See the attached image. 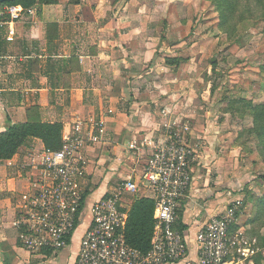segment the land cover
I'll use <instances>...</instances> for the list:
<instances>
[{"label": "crops", "instance_id": "1", "mask_svg": "<svg viewBox=\"0 0 264 264\" xmlns=\"http://www.w3.org/2000/svg\"><path fill=\"white\" fill-rule=\"evenodd\" d=\"M163 2L58 0L56 4L28 10L19 6L24 12L11 24L10 19L0 18V22L7 23L0 27V134L12 126L36 121L60 124L64 134L78 119L113 111L107 118L105 140L85 151L89 167L83 188L88 193L89 206L120 181L111 184L113 178L124 180L133 175L135 163L128 172L121 165L128 164V157L135 160L128 148L132 141L155 138L153 132H147L155 122L153 111L157 108L149 100L156 99L155 103L162 107L157 101L162 92L146 87L151 77L163 76L159 73L161 58L156 56V50H149V44L150 48L158 46L157 34L165 23L164 9L168 12L172 6V1L164 6ZM10 28L15 30L12 42L6 39ZM149 64L152 67L148 71ZM170 97L174 98L172 94ZM190 145L193 146L191 139ZM44 150L41 139L30 137L13 158L0 162V264H76L90 215L63 251L30 253L20 241V231L13 226L37 174L29 167L31 158ZM108 169L107 177L101 180V174ZM196 180L193 166L192 186L180 205L197 193ZM189 205L184 204L183 227L178 225V230L187 241L189 258L195 259L197 233L227 204L221 211L208 210L205 220L191 213ZM241 220L240 230L246 235L252 232L251 225L244 227ZM255 228L261 236L263 231ZM256 249L258 254H264L260 245ZM261 263L264 264V255ZM244 264L257 263L253 257Z\"/></svg>", "mask_w": 264, "mask_h": 264}, {"label": "rangeland", "instance_id": "2", "mask_svg": "<svg viewBox=\"0 0 264 264\" xmlns=\"http://www.w3.org/2000/svg\"><path fill=\"white\" fill-rule=\"evenodd\" d=\"M170 1L171 13L164 9V29L157 34L159 44H149L161 58L163 76L147 81L148 90L162 92L157 99L162 107L149 100L157 108L147 132L157 141L166 122L177 121L189 126L187 137L197 147V193L180 205L178 225L183 227L185 203L205 220L208 210L221 211L242 198L240 218L244 227L251 225L246 239L256 248L264 244V0H239L226 16L216 0H164L163 6ZM127 160L121 165L128 172L135 160ZM88 219L84 217L82 229ZM255 226L263 231L259 237Z\"/></svg>", "mask_w": 264, "mask_h": 264}, {"label": "built area", "instance_id": "3", "mask_svg": "<svg viewBox=\"0 0 264 264\" xmlns=\"http://www.w3.org/2000/svg\"><path fill=\"white\" fill-rule=\"evenodd\" d=\"M23 12L19 6H3L0 18L10 19L11 24ZM5 24L0 22V27ZM14 37L15 30L10 28L6 39L12 42ZM111 114L107 110L76 120L71 131L63 134L60 150L46 149L31 158L29 167L37 174L13 222L28 252L67 249L77 226L90 215L76 264H244L258 254L244 231L232 233L244 206L243 199L236 198L200 229L197 256L189 258L187 241L177 229L178 209L192 186L197 147L190 145L189 126L177 121H167L157 141L133 140L128 147L135 159L133 175L89 206L83 188L89 167L85 151L105 140ZM135 197L155 201L154 237L147 254L126 240L130 199Z\"/></svg>", "mask_w": 264, "mask_h": 264}, {"label": "trees", "instance_id": "4", "mask_svg": "<svg viewBox=\"0 0 264 264\" xmlns=\"http://www.w3.org/2000/svg\"><path fill=\"white\" fill-rule=\"evenodd\" d=\"M57 2L58 0H13L4 3L0 8L3 6H21L24 10H28L36 6L52 5ZM238 2L239 0H216L215 4L218 10L226 16L228 8L230 6L233 7L234 4L236 5ZM261 112H264V109ZM62 133L63 126L60 124H43L36 121L12 126L7 132L0 134V162L13 158L24 141L30 137L41 139L46 149L58 151L62 148L63 144ZM260 179L264 181V176H260ZM84 198H88L87 192H85ZM130 202L131 209L126 228V240L131 247L137 249L142 254H147L152 248L154 237L155 201L143 197H135L131 198ZM239 229V225H234L232 227V233L234 234ZM180 232H182V230ZM260 246L264 248V244ZM261 259H263V257L259 254L254 257L257 264H262Z\"/></svg>", "mask_w": 264, "mask_h": 264}, {"label": "water", "instance_id": "5", "mask_svg": "<svg viewBox=\"0 0 264 264\" xmlns=\"http://www.w3.org/2000/svg\"><path fill=\"white\" fill-rule=\"evenodd\" d=\"M8 1H13V0H0V6L3 5L4 3L8 2Z\"/></svg>", "mask_w": 264, "mask_h": 264}]
</instances>
